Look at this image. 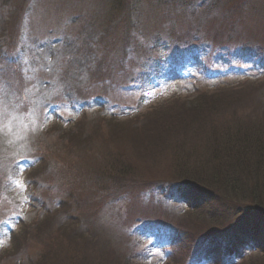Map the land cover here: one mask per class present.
<instances>
[{"label":"rangeland","instance_id":"1","mask_svg":"<svg viewBox=\"0 0 264 264\" xmlns=\"http://www.w3.org/2000/svg\"><path fill=\"white\" fill-rule=\"evenodd\" d=\"M1 1L0 32L6 40L7 50L5 49V52L0 55V60L1 58L3 60H15L16 68L21 69L20 75L23 78L21 89L25 91L24 97H20L16 104L20 105L18 112L11 110L10 98L4 94L1 95L0 156L3 157L4 165L0 166V183H3L5 177L8 178L11 172L9 164H13L14 159L18 160L20 155H29L32 149H37L40 158H42V163H50V167L56 171L58 177H62L64 180L67 179L66 184L71 193L77 192V194L88 195L89 192H100L101 198L85 207L87 213H90L92 209L99 211L100 224L109 223L114 226L117 232L121 233L115 225H120L121 217L128 219L125 221L126 229H130L132 225L134 226L138 219L159 221L165 224L170 223L173 226H175V223L177 225L183 223L181 219L183 215L176 213L175 206L165 204L161 206L163 208L158 207V209H155L156 203H153L152 187L144 189V186H141L145 184L143 181H138L135 185H132L130 173H126L121 162L117 166L115 160L131 161L135 165L134 168L138 169L135 174L147 181H165L162 183L168 186L174 185L171 184V178L177 175V170H175L177 157L183 154L185 157L190 158L194 153L200 154L204 148H207L213 134L211 127L208 125L209 119L214 118L218 124L229 123L236 118L250 115V113H253L252 108H264V106H260L257 96L250 94L252 92H246L248 93L246 96L232 97V95H226L223 97L224 102L228 100H236V102L206 116L208 121L206 119L203 121L196 120L197 117L195 116L200 113L189 112L187 107L189 102L181 107L169 109L163 115H155L150 118L147 116V114L155 112L174 98H170L175 93V89H170V86L177 83L184 76L180 73L183 67H179V62L175 63V60L174 63L170 61L168 53L175 51L184 54V51H186L184 50L185 35L192 34L191 32L194 31H199L197 34L200 37L207 38L208 36L210 38L211 36V39L217 34L216 41H223L226 38H222L219 33L224 30L228 37L229 25L232 24L229 22L231 17L226 15L222 18V13L207 10L200 11L199 8L194 12L189 11L194 2H214V0H126L129 1L128 3L125 2V4L127 3L124 6L126 10L121 6L124 0H6L5 5H1ZM231 3L228 7L225 6V9L233 8L236 13L235 17L245 16V20L250 21L248 27L252 31L257 30L258 34L264 37V6ZM95 4L100 7L95 6ZM112 7H114L116 13L115 15L114 13L110 14L113 17L110 18L108 13L113 12ZM91 8H98V11H92ZM132 11H134V18H132L134 22L129 27V15L127 14ZM86 13H88L86 15L88 18L94 17L92 20L96 19L95 24L100 28L109 24L106 26L107 33L106 37H103L102 43L106 41L110 43L105 44L103 50V44L98 39L94 41L92 38H85L88 33L81 34L78 37L86 41L87 51L83 50L77 53L72 48H60L62 46L61 42L53 43L54 38H59L53 32L60 35V33H63V29H66V32L75 36L77 29L79 30L81 26V21H84ZM78 15H81L79 17L80 22L78 18L75 19ZM119 17L124 18V20L119 19ZM120 20H123V22L120 23ZM172 26L183 38H176L175 40L170 36L169 29ZM120 27L123 28V33L126 31L130 39L142 38L144 35L151 34L150 30L156 28L159 31L157 36L161 40L157 41L148 37L147 41L152 44L151 51L149 53L143 52L139 59L128 57L127 61L123 63V59L115 54L117 52L116 48H119L116 47L118 45L115 40L122 32ZM119 28L121 31H119ZM50 30H53V32ZM112 31H114V34ZM30 36L34 41L28 49L26 44ZM92 45L95 46L93 52L102 50L99 56L104 54L106 59L104 65L108 69L97 66L100 58L97 55L94 56V53L90 51ZM69 52L70 55L73 52L85 66L86 75L83 79H81V68L76 57L74 59L70 58L69 62L66 63ZM80 53L89 55H85L81 59ZM22 54L23 57H21ZM205 54L206 50L200 49L197 53L193 52L189 55L187 57L186 73H193L198 69L200 67L199 61ZM160 57V72L163 80L160 87H166L167 90L158 89L155 90L156 92L145 94L137 86L138 81L144 71L151 70L150 65H155ZM56 63H60L58 69L62 70L63 73L70 72L67 75L77 86L83 85L85 83L84 79H88L87 83L89 85H84L86 87L81 95L91 99L90 108L93 110L89 112L87 110L86 119L80 124H72L73 120L79 121L80 115L66 114V112L60 114L62 118L52 119V110L46 112L44 125H38L33 119V115L40 104L37 97L48 90L44 83V88H42L34 82V78L37 77L40 81L42 79L39 76L40 72H44L49 76L52 75ZM2 65L5 64L2 63ZM122 67L126 68L120 71ZM75 76H78V78H75ZM152 80L155 81L153 78ZM113 81L117 86L113 85ZM63 83L68 88V82L64 80ZM77 86H73L74 89L81 92L82 88ZM144 89L146 90L147 87ZM64 92V86L61 84L59 92L50 91L48 93L51 96L48 100L44 99L49 104L52 103V100L60 104V100L64 98V95H62ZM0 93H4L1 88ZM30 96L36 98L30 99L28 98ZM106 102L110 103V107L114 106L115 111L120 116L109 123L105 122L109 119V117L104 116L106 111H98L99 108L105 110L103 106ZM66 106L67 104H60L61 109ZM129 108H132L133 110L130 111L133 112H126L129 111ZM122 110H124V114L119 115ZM144 114L146 116H144L143 121L128 124L137 116ZM133 115L135 116L133 117ZM256 115L259 116L255 118L257 122L261 121V115L264 122V110L260 109V114ZM239 120L246 121L243 118ZM44 128L47 129L46 132L48 133L44 132ZM253 134L254 132L250 133L252 135L250 137L254 140L257 137ZM260 138L264 141V136ZM134 142H140L139 144L142 146V148L138 147L136 149L143 151L140 155H136L132 151V143ZM143 145L148 146L143 148ZM179 152L182 154L177 155ZM126 154L129 156L127 159L125 158ZM60 158L68 162L78 161L79 173L76 174L77 171L70 178H67L64 171L65 164L59 161ZM141 190L145 194L139 198ZM182 194H185L184 197L187 198L190 191L184 189ZM114 197L121 198V203L110 208V201ZM7 203L9 202L6 201L3 206H0L1 219H6L9 211L15 209L14 205L7 206ZM181 208L179 207L178 210H181ZM31 210V207H28L25 215L30 216L32 214ZM78 210L76 214L82 213L84 208H78ZM189 215H192L193 218L196 214L189 212ZM186 216L188 215L184 217ZM32 219L33 215L27 222L28 231L30 232L24 233L21 230V233L16 236L18 239H15V251L9 253L10 248H8L6 252H2L0 264H19L20 261L22 262V258L25 260L24 264H33L38 259H42L43 256L50 257L45 259L42 264H114L111 263L113 255L108 252L113 251L114 248L125 250L123 241L121 243L113 239L101 226L99 229L103 236H96L97 247L91 241V237L84 236L80 238L78 234L73 238L68 236L67 241L60 232L59 227L65 226L68 233L71 232V229L66 228V225L62 223H48L46 226L38 224L37 227H30ZM213 226H216V223H209L208 225V223L196 218H194L191 226L188 224L189 229L192 231L194 228L200 229L198 234L196 233L197 237H201L208 231V227ZM65 229L63 230L64 233H66ZM246 230L244 228V231ZM255 236L256 238H250V234H248L245 243L241 245L243 259L247 258L249 254L244 253V248L249 249V245L255 244L256 241L264 244V226L260 227ZM166 241L172 244L170 239ZM131 242L135 243L134 240H131ZM162 245L160 247H163ZM46 249L48 254H42ZM52 249L53 254H50L49 252ZM165 250L168 249L164 248ZM164 253L162 250L157 251V256L153 257L147 264H156L155 260L157 259H162L161 264H174L176 260L179 264L180 252H175L171 248L169 252ZM174 253H178V255ZM257 255L258 252L254 251L248 256L246 262L250 258L256 257L249 262L254 261L253 264H264V259L261 260ZM206 258L210 261L215 260V256L211 252L206 255ZM116 264L124 263L119 261Z\"/></svg>","mask_w":264,"mask_h":264},{"label":"trees","instance_id":"2","mask_svg":"<svg viewBox=\"0 0 264 264\" xmlns=\"http://www.w3.org/2000/svg\"><path fill=\"white\" fill-rule=\"evenodd\" d=\"M6 2V0H2L1 5H5ZM125 2L128 1L124 0L121 5L122 7L126 6ZM230 2H232L231 4L236 2L235 4L243 3V5L254 4L258 6H264V0H214V2H194L190 6L189 11L194 12L199 8L200 11L207 10L209 12H219L222 13V18H224L226 15L231 17L229 22L232 24L229 25L228 37L226 36L224 30L220 31L219 35L222 38H226L221 42L216 41L217 34L213 39H211V36L210 38L208 36L207 38L200 37L197 34L199 31H194L191 32L192 34L185 35L184 50L186 51L184 52L189 53L192 49H199L203 43H208V48L213 50L211 53L212 57L216 58L213 56L214 49H216L219 53H226L231 56V58H236L237 61L234 63V65L241 67L232 68V71H220L221 66L215 65L211 58L208 59V56L204 57L203 66L199 69V71L201 73H206L207 75L216 72V74H220L222 76V81L214 83L213 85H202L201 83H197L195 80H192L191 82L197 84H187L189 86L188 91L180 88L181 84L176 85V91L170 97L174 98L169 101L170 103L167 102L168 104L165 103L155 112L149 115L147 114L149 118L155 115H163L167 113V110L173 109L175 107H181L189 102L187 106L188 111L200 113L199 115L195 116L197 117L196 120L203 121L206 119V121H208V117L206 116L219 111L225 106L233 105V102H236V100H228L227 102H224L223 97L226 95H232V97L238 95L246 96L248 94L246 92H252L250 94L257 96L256 98H258L260 106H264V37L258 34L257 30L252 31L250 27H248L250 21L245 20V16L235 17L236 13L234 12L233 8L225 9V6L228 7ZM95 6L100 7L96 4ZM97 9L98 8H91L90 10L98 11ZM112 9L113 12L108 13L110 18H113L110 14L114 13L115 15L116 13L114 12V7H112ZM133 12L134 11H132L130 14H127L129 15V27H131L134 22L132 19L134 18ZM86 15H88V13L85 14L84 21H81L82 23H80L81 26L79 30L77 29V32L75 31L77 33L75 36L71 35L69 32H66V29H63V33H60L59 37V42H61L62 46L66 47L67 44H74V47L77 45L82 49L87 48L86 41L78 38L81 34L86 33L88 34L85 38H92L94 41L98 39L99 42L103 44L102 50L104 45L109 43V41L102 43V40L104 39L103 37H106L107 33L106 26L109 24L105 26L103 25V27L100 28L95 24L96 19L92 20L94 17L88 18ZM79 17H81V15L76 16L75 19L78 18L79 21ZM119 19L124 20V18L121 17H119ZM123 20H120V23H122ZM121 26H123V24H121ZM120 28L119 31H121ZM121 29L122 32L118 37L120 38L118 42L129 52L135 51V53L139 50H147L146 43L148 42V37L155 38L159 33V31L155 28L150 30L151 34L144 35L142 38L135 37L130 39L129 35L126 34V31L123 33V28ZM169 30L171 32V36H176H172L173 39L176 40V38H183L178 34V31H176L174 26L170 27ZM53 33L57 34L55 32ZM112 33L114 34V31H112ZM152 33L156 35H153ZM5 49L6 40L2 32H0V55ZM94 49L95 46L92 45L90 51L93 52ZM102 50L100 52H93L94 56L97 55L98 58H100V60L97 62L98 67H103L106 62L104 54L99 56ZM175 55L176 58H183L184 56H187H177V54ZM21 57H23V54ZM14 61L15 60L10 59L9 62L6 61V65L1 66L0 64V74L4 73L6 70H9L10 67L12 70L7 73V77L12 79L14 77V73L15 75L19 76L16 73V68L12 66ZM246 70H248L247 76L239 74V72ZM147 75L148 73H146L144 76ZM18 80L22 79L19 78ZM252 109L253 113H250V115H247L246 117H240L246 119V121L236 118L229 123L225 122L223 124H218L214 118L209 119L208 125L211 127L213 134L211 135L212 138L207 144V148H204L203 151L201 150L202 153L200 154L194 153L190 158L185 157V155L179 152L177 155H182L177 157L175 160L177 165L175 168V170H177V175L176 177L171 178V180L175 183L194 185L197 187L195 190L197 193H199V195L202 197L210 196L213 201L211 203H201L199 207L197 206L194 212L198 213V211H201L206 212V214L208 212L209 215L205 214L202 221L209 223L206 221L207 217L210 222L218 224L219 228H224L223 224L227 225L231 221L229 217L233 218L235 215L240 214L258 215L260 222L264 223V141L260 138L264 136V122L262 115L260 116L261 121L257 122L255 119L256 117H259L256 114H260V109L264 110V108ZM144 116L146 115H139L128 124L130 125L131 122H141L145 119ZM108 117L109 119L105 121L106 123L116 120L115 118L118 116H112L111 113H108L107 118ZM252 132H254L255 137L258 139L255 138L253 140L252 137H250L252 136L250 135ZM139 140H141V138H139ZM139 143L140 142L132 143V151L136 155H140L141 152H143L136 150L138 147L142 148L141 144ZM147 146L148 145H143V148ZM128 157L129 156L126 154L125 158L127 159ZM119 162H121L123 165L126 173H130L131 179L133 181L134 179L143 178L135 174L138 172V169L134 168L135 165H133L131 161L123 160L122 162V159L119 161L115 160V164L117 166L120 164ZM208 204L210 205L207 206ZM210 207L211 209L213 208L214 211H208L210 210ZM63 227L60 226L59 230L62 235L65 236L67 241L68 236L73 238L76 235V233L73 231L68 233L65 229V226ZM232 227H235V225L231 222V228ZM64 229L67 234L64 233ZM92 242L98 247L96 244V239L92 240ZM194 246L196 245H193V248H190V250H195L196 247L194 248ZM136 248L133 249L134 251L131 253V258H128L127 264H139L138 262L142 260V256L140 257L138 250H135ZM108 253L111 254V252ZM113 257L111 263L116 264L120 258L116 255H113ZM257 257L261 260L264 259V252H261ZM253 262L246 264H253Z\"/></svg>","mask_w":264,"mask_h":264}]
</instances>
